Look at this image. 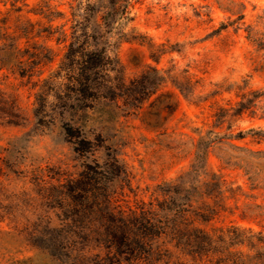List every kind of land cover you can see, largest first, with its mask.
Wrapping results in <instances>:
<instances>
[{
  "label": "rangeland",
  "instance_id": "1",
  "mask_svg": "<svg viewBox=\"0 0 264 264\" xmlns=\"http://www.w3.org/2000/svg\"><path fill=\"white\" fill-rule=\"evenodd\" d=\"M128 1L132 20L104 33L98 45L117 59L126 82L136 79L141 85L146 74L151 93L138 109L101 105L71 125L80 123L100 135L106 151L126 167L131 189L144 200L156 186L187 172L197 142L211 137L200 179L216 175L220 192L209 201L214 211L208 221L196 217L194 224L223 230L217 235L233 239L224 245L218 264H264V244L257 243V237L264 238V47L253 43L247 31L264 32V0ZM76 3L0 0V26L6 23L9 33L20 22L31 24L21 35L13 34L12 43L19 48L34 44L50 58L41 65V79L60 63L66 43L57 40L58 33L69 35ZM6 63L0 64L5 93L0 105V264H58L13 229L35 220L29 205L42 194L38 178L76 177L85 162L64 136L68 118L36 119L35 91ZM241 102L249 109L243 110ZM48 103L52 109L53 97ZM17 115V125L6 123ZM259 246L260 256L255 253Z\"/></svg>",
  "mask_w": 264,
  "mask_h": 264
},
{
  "label": "trees",
  "instance_id": "2",
  "mask_svg": "<svg viewBox=\"0 0 264 264\" xmlns=\"http://www.w3.org/2000/svg\"><path fill=\"white\" fill-rule=\"evenodd\" d=\"M129 6L128 0H77L68 20L69 35L58 33L57 40L66 43L63 56L45 79H41L40 68L50 58L44 50L34 44L19 48L12 43L16 40L13 34L21 35L31 24L20 22L9 33L10 27L5 29L6 23H1L0 64L8 62V70L35 91L36 119L54 122L68 118L70 123L62 125L64 136L85 162L76 177L38 178L36 184L42 194L29 205L36 212L35 220L21 230L17 226L13 230L58 264H184V260L189 264H218L224 245L233 239L217 235L223 230L208 231L194 224L196 217L208 221L210 211H214L209 201L215 202V194L220 192L216 175L206 181L200 179L205 146L211 137L202 136L197 142L187 172L156 186L144 200L131 189L126 167L106 151L100 135L86 131L80 123L71 125L86 111L101 105L118 107L121 103L128 109H138L140 100L151 93L146 74L141 85L136 79L126 82L117 59L108 54L105 45H98L104 33L111 34L132 20ZM247 31L253 43L264 47V32L250 27ZM126 36L123 33L122 38ZM149 71L157 72L152 68ZM4 94L0 90V105ZM48 97L54 99L52 109ZM12 101L14 106L15 99ZM239 105L249 109L244 107L245 102ZM13 118L6 123L17 125L18 115ZM257 243L263 246L264 238L257 237ZM260 249L255 252L258 256L262 255Z\"/></svg>",
  "mask_w": 264,
  "mask_h": 264
}]
</instances>
